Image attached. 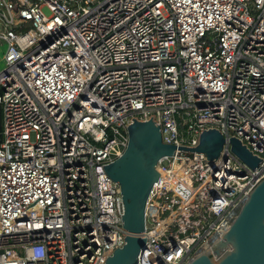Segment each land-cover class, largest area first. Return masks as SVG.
<instances>
[{
  "label": "built area",
  "instance_id": "built-area-1",
  "mask_svg": "<svg viewBox=\"0 0 264 264\" xmlns=\"http://www.w3.org/2000/svg\"><path fill=\"white\" fill-rule=\"evenodd\" d=\"M0 43V264H105L123 246L104 168L132 120L175 146L136 264H188L264 176V0H0ZM210 129L213 161L194 151Z\"/></svg>",
  "mask_w": 264,
  "mask_h": 264
},
{
  "label": "water",
  "instance_id": "water-1",
  "mask_svg": "<svg viewBox=\"0 0 264 264\" xmlns=\"http://www.w3.org/2000/svg\"><path fill=\"white\" fill-rule=\"evenodd\" d=\"M126 130V148L104 170L118 185L123 204L122 227L128 234L123 246L115 249L105 264H136L145 243L140 234L145 229L147 199L159 177L157 165L175 150L174 145L162 142L159 127L152 120H132ZM228 143L241 162L250 168L258 165L259 159L237 139L230 138ZM224 144L225 138L218 130H205L194 151L213 161ZM246 194L229 228L188 264H264V176Z\"/></svg>",
  "mask_w": 264,
  "mask_h": 264
},
{
  "label": "rangeland",
  "instance_id": "rangeland-1",
  "mask_svg": "<svg viewBox=\"0 0 264 264\" xmlns=\"http://www.w3.org/2000/svg\"><path fill=\"white\" fill-rule=\"evenodd\" d=\"M4 50H5V45L3 43H0V70L4 66V62H3V53H4Z\"/></svg>",
  "mask_w": 264,
  "mask_h": 264
},
{
  "label": "bare ground",
  "instance_id": "bare-ground-1",
  "mask_svg": "<svg viewBox=\"0 0 264 264\" xmlns=\"http://www.w3.org/2000/svg\"><path fill=\"white\" fill-rule=\"evenodd\" d=\"M160 172H162V175L164 174V171L163 170H160ZM166 186H170V182L169 181L166 182ZM157 213H158L159 217L162 218L163 213L161 211H157Z\"/></svg>",
  "mask_w": 264,
  "mask_h": 264
},
{
  "label": "trees",
  "instance_id": "trees-1",
  "mask_svg": "<svg viewBox=\"0 0 264 264\" xmlns=\"http://www.w3.org/2000/svg\"><path fill=\"white\" fill-rule=\"evenodd\" d=\"M0 122H1V113H0Z\"/></svg>",
  "mask_w": 264,
  "mask_h": 264
}]
</instances>
